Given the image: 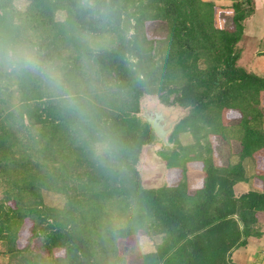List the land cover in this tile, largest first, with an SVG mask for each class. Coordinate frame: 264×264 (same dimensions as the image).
Returning <instances> with one entry per match:
<instances>
[{"label":"trees","instance_id":"1","mask_svg":"<svg viewBox=\"0 0 264 264\" xmlns=\"http://www.w3.org/2000/svg\"><path fill=\"white\" fill-rule=\"evenodd\" d=\"M254 11L253 0H0L6 264H234V249L264 236V76L237 64ZM146 97L183 110L168 144L139 114ZM156 143L164 181L146 187L139 162ZM239 182L253 188L236 193ZM142 236L160 240L143 252Z\"/></svg>","mask_w":264,"mask_h":264},{"label":"rangeland","instance_id":"2","mask_svg":"<svg viewBox=\"0 0 264 264\" xmlns=\"http://www.w3.org/2000/svg\"><path fill=\"white\" fill-rule=\"evenodd\" d=\"M206 1H213L218 6L228 7L234 0H206ZM263 3H264V0H263ZM14 4L16 5L17 8L23 9L27 4V0H14ZM254 6H256V5H254ZM258 11H260L262 14V16L260 14V16H261L260 18H262V20H264V7L262 4H259ZM62 17H63L62 13L57 14V18H62ZM255 24H257V23H255ZM255 24H252L250 27L251 28L256 27ZM156 33H157L156 35L163 33L162 28L156 29ZM249 42L246 41L245 45H242L245 48L244 50H248L249 48L251 49V43H249ZM242 43L244 44V42H242ZM239 44H241V43H239ZM257 52H258V50L255 51L256 54H257ZM258 54H260V53H258ZM249 61H250L249 54L246 52V56H244V54H243V57L238 59L237 64L241 67L244 66L243 68H245V66H248L247 64H251V62H249ZM242 64H244V65H242ZM261 65L262 64H260V63L257 64L255 62L254 65H252V68L254 70H256L258 73H263L264 70H263V67H261ZM245 69L249 70L250 67H249V69H248V67H246ZM153 107L161 108L164 111V113L167 115L169 120L172 122V124L183 113V110L181 108L176 107V106L163 105V104L159 103L155 97H146L142 100L141 111L143 108H153ZM180 139L183 143H186L189 139L191 140L188 133L186 135L181 134ZM159 147H160V143H156L154 145H144L143 149H142V154H141V158H140V162H139V169L141 172L142 182L146 187L160 186V185H162V183L164 181L163 175H164V171H165V165L161 161L159 155L157 154V150ZM246 169H247V171L250 172V166L246 165ZM238 186H239V189H238L239 191L245 192L248 189V186L246 184H240ZM42 195H43V201L46 205L60 206L63 203V198H62L63 196L58 194V193H54L51 191H43ZM139 240H140L139 244H140L141 250L143 252H149V251H152V249H154V246L160 240V237L155 236L153 238H150L148 236H146V237L142 236ZM261 241H264V239ZM0 264H6V258L5 257L0 256Z\"/></svg>","mask_w":264,"mask_h":264},{"label":"crops","instance_id":"3","mask_svg":"<svg viewBox=\"0 0 264 264\" xmlns=\"http://www.w3.org/2000/svg\"><path fill=\"white\" fill-rule=\"evenodd\" d=\"M255 6L254 13L246 20L245 22V29H244V37L239 41L238 44L241 49L240 58L246 56V52L249 54V58L252 65L256 62L257 64H262L261 67H263L264 70V55L262 54L264 52V20L260 18L262 16L261 12L258 11L259 4H262L264 7L263 0H253ZM261 14V16H260ZM258 21V22H257ZM257 24H255V23ZM252 24H255L256 27L251 28L250 26ZM246 41H250L251 43V49L244 50V46ZM244 42V44L242 43ZM257 54L255 51H257ZM260 53V54H258ZM262 55V56H261ZM251 64H247L250 67L249 70L259 74L260 76H264L263 73H258L256 70L252 68ZM244 65V64H242ZM251 65V66H250ZM244 67V66H242ZM247 161V160H246ZM244 162L245 165L250 166V172L246 169V175L249 176L252 173V162L248 160L247 162ZM240 184H246L248 186L247 190H250L253 188V186L249 182H239L234 186V190L236 193H241L243 191H239ZM246 190V191H247ZM146 237V236H144ZM264 237V236H263ZM251 238L248 241V244L244 247L236 248L231 253V260L234 264H262V254L264 252V238ZM141 238V237H140ZM153 250V249H152Z\"/></svg>","mask_w":264,"mask_h":264},{"label":"water","instance_id":"4","mask_svg":"<svg viewBox=\"0 0 264 264\" xmlns=\"http://www.w3.org/2000/svg\"><path fill=\"white\" fill-rule=\"evenodd\" d=\"M139 114L151 126L159 139L164 144H168L167 134L172 128V122L164 111L157 107L143 108Z\"/></svg>","mask_w":264,"mask_h":264},{"label":"built area","instance_id":"5","mask_svg":"<svg viewBox=\"0 0 264 264\" xmlns=\"http://www.w3.org/2000/svg\"><path fill=\"white\" fill-rule=\"evenodd\" d=\"M262 264H264V252L262 254Z\"/></svg>","mask_w":264,"mask_h":264},{"label":"flooded vegetation","instance_id":"6","mask_svg":"<svg viewBox=\"0 0 264 264\" xmlns=\"http://www.w3.org/2000/svg\"><path fill=\"white\" fill-rule=\"evenodd\" d=\"M171 122V121H170Z\"/></svg>","mask_w":264,"mask_h":264}]
</instances>
